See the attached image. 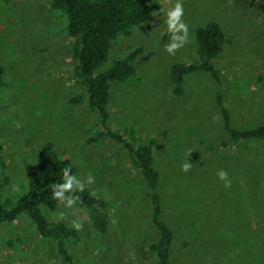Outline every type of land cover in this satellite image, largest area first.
I'll list each match as a JSON object with an SVG mask.
<instances>
[{"label":"rangeland","instance_id":"1","mask_svg":"<svg viewBox=\"0 0 264 264\" xmlns=\"http://www.w3.org/2000/svg\"><path fill=\"white\" fill-rule=\"evenodd\" d=\"M49 0L0 2V142L6 163L0 197L14 201L25 190L37 151L51 142L84 183L107 201L108 225L96 233L84 209L67 199L42 208L49 223L81 224L66 242L71 264H159L149 245L156 239L147 189L119 145H91L95 116L72 77L71 38L64 16ZM180 3L187 26L184 44L169 54L167 12ZM149 21L119 39L110 58L141 49L136 71L111 87L108 125L132 129L137 144L155 140L161 219L172 234V264H264V139L231 142L215 104L217 87L204 73L184 78V94L168 82L174 63H195L193 32L216 22L226 39L214 64L220 94L236 130L264 125V0H153ZM179 35V33H177ZM147 57L146 59H144ZM107 66V65H106ZM136 145L135 143L131 142ZM194 161L188 160L189 156ZM192 166L181 171L182 163ZM223 170L229 187L217 179ZM88 175L92 182L86 181ZM5 178V179H3ZM0 264H68L29 220L0 226Z\"/></svg>","mask_w":264,"mask_h":264},{"label":"trees","instance_id":"2","mask_svg":"<svg viewBox=\"0 0 264 264\" xmlns=\"http://www.w3.org/2000/svg\"><path fill=\"white\" fill-rule=\"evenodd\" d=\"M153 0H49V8L59 12L65 19V31L71 38V60L74 67L72 77L81 90V96L73 103L84 98L89 111L95 116V131L87 143L96 145L104 140L120 146L127 159L137 169L147 189L150 205V221L156 231L155 241L149 250L159 264L171 263L172 234L161 219V199L158 193L159 174L154 168L153 147L155 140L150 138L144 144H137L132 129L123 134L114 132L108 125L109 95L113 85L125 83L134 76L136 66L134 58L141 49L116 58H110L114 44L122 38H129L134 28L147 21L153 13ZM8 3L9 0H0ZM195 63H174L169 67L168 82L175 96L184 94L183 82L186 76L204 73L209 83L217 87L215 104L223 130L231 142L264 139V125L252 129L236 130L230 124L228 110L222 103L219 72L215 60L221 54L226 42L219 25L214 21L198 26L193 32ZM145 57L144 59H146ZM107 65V66H106ZM0 67V89L5 86ZM135 143L136 145L132 144ZM190 162L194 161L189 156ZM6 163L3 159V145L0 142V175L4 177ZM68 168L73 176L76 169L59 158L51 142L44 143L37 151L35 164L28 168L29 176L25 190L14 201L0 197V226L10 224L24 216L34 227L36 234L43 240H50L56 254L62 261L71 264L66 242L77 239V232L62 223H49L42 208L51 209L60 201L52 195L54 184L63 182V170ZM5 179V178H3ZM75 189V187H73ZM72 198L73 203L84 209L93 230L104 234L108 225L105 212L107 201L97 197L84 187L65 193V199Z\"/></svg>","mask_w":264,"mask_h":264},{"label":"clouds","instance_id":"3","mask_svg":"<svg viewBox=\"0 0 264 264\" xmlns=\"http://www.w3.org/2000/svg\"><path fill=\"white\" fill-rule=\"evenodd\" d=\"M183 14V9L180 5V3H176L173 8H171L167 12V30L171 34V42L166 46L165 50L169 53L172 54L174 51L181 47L184 42L187 39V33L188 29L187 26L181 21V16ZM179 33V35H177ZM190 163H182L180 168L181 171L187 172L191 168ZM217 179L223 182L224 187H229L230 186V181L227 179V173L223 170H218L216 172ZM63 182L59 184H54L52 187V195L54 198L59 199V200H64L65 199V193L72 192L76 189L83 190L84 188V183L77 182L75 189L73 188V177L69 175V170L68 168H65L63 170ZM87 183L92 182V176L88 175L86 177ZM72 198L69 197L67 199V205L70 206L72 204ZM72 228L76 231H79L81 229V224L77 221L72 222Z\"/></svg>","mask_w":264,"mask_h":264}]
</instances>
